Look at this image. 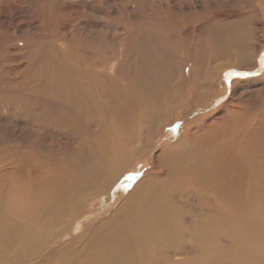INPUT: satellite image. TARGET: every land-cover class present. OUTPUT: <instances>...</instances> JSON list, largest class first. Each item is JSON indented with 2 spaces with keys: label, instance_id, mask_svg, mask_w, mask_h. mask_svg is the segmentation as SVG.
<instances>
[{
  "label": "bare ground",
  "instance_id": "obj_1",
  "mask_svg": "<svg viewBox=\"0 0 264 264\" xmlns=\"http://www.w3.org/2000/svg\"><path fill=\"white\" fill-rule=\"evenodd\" d=\"M71 7L30 23L0 5V264H264V1L212 13L238 37L201 54L168 44L170 16L142 44Z\"/></svg>",
  "mask_w": 264,
  "mask_h": 264
},
{
  "label": "rangeland",
  "instance_id": "obj_2",
  "mask_svg": "<svg viewBox=\"0 0 264 264\" xmlns=\"http://www.w3.org/2000/svg\"><path fill=\"white\" fill-rule=\"evenodd\" d=\"M1 1H3V3H1L0 5L2 7H5V11H6V13H5V11L2 13L5 15V19L2 18V19H4L3 21H5V20H16L17 22H19V21H23V20L26 21V19L30 18L29 22L34 23L36 21L35 17H36L37 12L33 11V10H34L35 5H37L39 2L43 3V11L42 12L45 13L46 15H49V16L52 15L54 12L53 7L55 5L61 4V5H66V6H72L68 12V14L71 15V17H75L77 15L80 16L82 14L83 18H85L90 23L89 29H90L91 33H93L95 35L100 34V33H105V34H108L107 36L112 37L114 34H116L117 32L119 33L124 28L127 30H133L134 32L137 31L135 34L141 33L140 39L142 41V44L144 43L143 42L144 39H145V43H147L149 41V39H151V37H149V39H148V36H146L147 33L145 32V31H147V29L150 32L151 29L149 28V26L151 25L150 27H152V25H156V29H157V27H159V26H157V21H158V23H161V21L163 22L164 19H168L170 16L171 20L167 23L168 24L167 26H168V28H170L169 32L172 35H173V33L175 35H174V37H172L168 32V28H167V30L166 29L164 30V32H167V34L169 35V36L166 35V37L168 36V40H169L168 44L169 45H171V44L175 45V43L177 44V42H179V40H180L179 36L182 33V34L187 36L188 41L192 45L194 44L198 48L199 54H201L202 52L204 53L206 51H211L212 48L215 47L216 45H220L221 42L217 39L214 40V36H220L221 38H223V42H225V40L227 41L226 37L225 36L222 37L221 35L225 34L226 36H229V32H228L229 30L228 29L231 30L230 34L232 33V36L238 37L237 34H238V27L239 26H237V27L233 26L231 28H227L222 24H219V25L218 24L217 25L216 24H210V21L212 20V17H213V16L211 17L212 13H215L217 11L220 13L239 11L238 13L241 14L244 9L249 10V7L251 5H253L254 1H256V0H106V4H105L106 6H105L104 11H100L96 8H91L92 10L86 9L85 5H87L88 1L92 5V2L90 0H75V1L74 0H56V1L55 0L54 1H52V0H18V1L17 0H15V1L14 0H0V2ZM7 1H8V3H7ZM71 1H73V2H71ZM69 2H70V4H69ZM53 4H54V6H53ZM93 4H95V3L93 2ZM167 4H170L171 8H168ZM96 5L99 6L98 3H96ZM75 6H77V7H75ZM133 8H136L135 11L133 10ZM108 10H109V12H108ZM189 10L190 11L192 10V11L190 12ZM91 11H93L92 12L93 14L91 13ZM88 14L91 16V18H90V16H88ZM94 15H96V16H94ZM256 18L258 19L257 20V27L262 29L261 32L263 31L262 33L259 32L260 34L258 33L256 38H257L258 43L261 45V51H260L261 52V54H260L261 58H260V60H261V62H264V20L262 22L261 21L262 18H259L258 16H256ZM101 19L102 20L104 19V20L102 21ZM240 19L242 20L243 18L240 17ZM3 21H1V19H0L1 24H4ZM150 21H152L153 23ZM93 22L108 25V28L107 27L105 28L104 25L102 27L99 26L98 28H96V27L94 28V26H92ZM203 22L206 24L204 26H200L203 24ZM170 23L173 26L170 25ZM238 24H241V23H238ZM214 26H217V27H214ZM219 26H221L222 29L219 28ZM241 26H242V24H241ZM160 29H162V28H160ZM77 30L79 31V33H81L80 29H77ZM195 30L202 32L200 34V37H198V39H197V37H195L196 40L200 41V42H198V44H195L196 40L192 36L193 32H195ZM160 31H162V30H160ZM163 33H161V34L164 36L165 34H163ZM63 34H65V33H63ZM216 34H218V35H216ZM201 35H202L203 39H201ZM124 37H125V35H119L116 38V41L118 43H121L123 41ZM144 37H146L147 39ZM153 40L157 41V46H160L158 43L159 39L153 38ZM112 42H114L113 39L111 41V45H112ZM215 43H217V44H215ZM59 44H61V46H62L61 41ZM157 49H158V47H157ZM120 50H121V48L118 49L119 52H120ZM229 59L230 58H224V59H222L223 61H221V63L225 64L229 61ZM171 61H172L173 66L176 67V65L178 64L177 61L173 57H172ZM164 62H166V61H164ZM216 62L218 63V62H220V60H218ZM165 65H166L167 69L169 68L170 70L171 69L173 70V68L170 67V64L168 62H166ZM233 67H234V63L232 62V65H230L228 67L224 66L222 68L223 70H225V71H223L224 72L223 75L227 76L229 83H232L235 80L239 79L240 74H241L237 71H233L232 73H229V72H231L229 70L235 69ZM226 98H228V95L226 96ZM46 107L48 109H51V108H49L48 104ZM204 113L205 112H203V114ZM89 118L90 117L88 116L87 119L89 120ZM13 125H12V130L14 131ZM182 126L183 127L185 126L184 127L185 129H183ZM189 129H190V127H188V125H182L181 121H180L179 124L176 126V129L173 130L169 135H167V138H166L167 142H168V140L169 141L174 140V138L177 136V134H178V136H180V133H181V135L186 133ZM137 161L133 164V166L127 172V174H130L131 172H134V173L142 172L144 167L149 166V165H147L146 159H143V161H140V160H137ZM101 206H102L101 203H98L97 201H95L94 203H92L90 205L89 210L94 214V216H96L100 213Z\"/></svg>",
  "mask_w": 264,
  "mask_h": 264
}]
</instances>
